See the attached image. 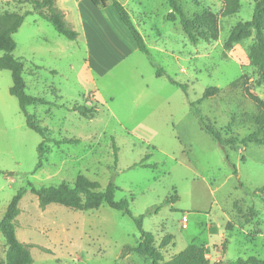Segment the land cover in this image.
Masks as SVG:
<instances>
[{
  "label": "rangeland",
  "instance_id": "1",
  "mask_svg": "<svg viewBox=\"0 0 264 264\" xmlns=\"http://www.w3.org/2000/svg\"><path fill=\"white\" fill-rule=\"evenodd\" d=\"M120 1L149 54L137 48L110 0L105 7L58 0L72 15L81 12L93 28L75 24V39L36 12L13 33L12 54L23 63L25 91L44 99L27 110L48 130L49 140L35 169L42 137L26 126L9 93L11 73L0 69V219L24 187L15 235L32 245L33 264H150L133 251L122 255L140 236L128 215L105 203L89 210L56 203L41 208L29 190L30 185L73 184L82 174L102 188L110 181L118 186L115 199L127 198L131 213L143 215L142 228L156 243L166 233L173 236L162 249L165 259L189 243L202 246L215 263L263 258L264 191L248 190L264 185V145L237 142L223 149L201 128L190 105L206 88L218 87L195 105L201 114L224 136L243 137L255 129L250 116L260 109L242 84L264 100V86L255 83L249 59L254 36L224 46L231 27L251 18L255 0H240V9L226 16L222 0H178L187 14L209 8L218 15V38L197 43L188 40L178 20L166 19V0ZM26 9L32 7L24 1L0 0V12ZM152 64L185 85V92L155 76ZM242 75L245 81L230 85ZM79 105L94 108V116H82L74 109ZM139 161L156 165H133ZM5 250L0 233V264Z\"/></svg>",
  "mask_w": 264,
  "mask_h": 264
},
{
  "label": "trees",
  "instance_id": "2",
  "mask_svg": "<svg viewBox=\"0 0 264 264\" xmlns=\"http://www.w3.org/2000/svg\"><path fill=\"white\" fill-rule=\"evenodd\" d=\"M21 1L29 3L32 9H26L23 12L9 10L0 12V69H7L11 73L12 85L9 88V93L16 97L19 109L25 118L26 126L42 137L37 147L39 157V161L35 167L37 169L41 163V157L45 152L46 147L44 144L49 140V133L45 127L39 124L35 115L27 110V106L35 103H44V99L28 94L25 91L24 67L22 61L12 54V51L16 47L12 35L21 25L25 16L31 12H36L40 17L49 21L58 33L68 39H75L78 36V32L65 20L64 14L57 8L55 0ZM91 2L96 7H105L107 5V0H91ZM110 2L119 20L133 37L137 48L145 54H149L144 39L133 24L125 6L120 0H110ZM166 3L169 7L166 19L169 21L178 20L181 29L189 41L197 43L200 39L216 40L218 38V15L214 11L204 8L199 12L187 14L178 0H166ZM222 3L223 9L221 14L224 16L237 12L241 7L240 0H222ZM252 34L254 41L250 45V64L256 69L257 78L255 83L264 86V0L254 1L252 15L249 20H240L231 27L224 46L225 48H231L234 43L248 38ZM152 65L155 68V76H165L171 83L179 85L185 92V85L172 79L161 67L156 64ZM242 77L245 81L246 76L242 75L232 81L230 85L234 86L238 84L241 82ZM242 84L248 97L260 109L258 114L250 116V121L255 125V129L243 137L232 135L229 132H227V136H224L201 114L199 108L195 106L203 99L217 93L219 91L218 87L212 86L206 88L198 101L190 103L201 128L223 149L226 147L233 148L237 142L242 144L254 142L258 145H264V100L253 91H250L246 82ZM74 109L87 118H92L96 111L94 108L80 105L75 106ZM65 140L76 141L75 139ZM113 155L116 162L117 147L115 144H113ZM133 165L155 167L156 164L139 161ZM117 189H119L118 186L112 181L102 188L98 181L91 180L82 174L76 176L73 184L61 182L58 185L41 186L39 188H35L33 185L29 186V190L37 196L38 204L41 208H44L48 204L56 203L75 210H89L97 209L101 204L105 203L110 208L119 210L131 217L140 233L139 242L131 247L125 246L122 255H125L127 251H133L141 256L148 257L150 264H223L220 261L216 263L211 262L206 257L203 247L195 243L187 244L182 250L165 259L162 249L171 243L173 236L166 233L156 243L154 235L142 228L143 215L134 216L131 213L127 198L115 199ZM25 191L24 187L18 189L9 201L0 219V233L4 237L6 245L5 264H33V258L29 250V247L32 245L19 241L15 235L16 217L20 211L18 203ZM262 191H264V185L255 188L253 191L248 190V193L256 195L257 192ZM250 211L253 212L251 208ZM228 264H264V257L259 258L253 255L246 258L239 257L236 260L228 261Z\"/></svg>",
  "mask_w": 264,
  "mask_h": 264
},
{
  "label": "crops",
  "instance_id": "3",
  "mask_svg": "<svg viewBox=\"0 0 264 264\" xmlns=\"http://www.w3.org/2000/svg\"><path fill=\"white\" fill-rule=\"evenodd\" d=\"M64 1L65 0H61V2H64ZM89 1L93 5L91 0H89ZM55 4H56L57 8H59L63 12L65 20L70 24V26L73 29H75L74 28L76 26L75 24H80L81 26H83V28H86L87 25H89V23L86 24L85 21L83 20L81 12H79L78 14L75 13L74 15H72L71 10L69 8H67V7L62 8L58 5V0H55ZM74 5L76 7L80 6V0H74ZM93 6L96 7L95 5H93ZM92 9H94V8L92 7ZM78 11H79V8H78ZM67 17H69V18H67ZM72 18H74V20ZM89 29H93V28L89 25Z\"/></svg>",
  "mask_w": 264,
  "mask_h": 264
},
{
  "label": "built area",
  "instance_id": "4",
  "mask_svg": "<svg viewBox=\"0 0 264 264\" xmlns=\"http://www.w3.org/2000/svg\"><path fill=\"white\" fill-rule=\"evenodd\" d=\"M181 221H182V225L185 226L186 225V217L182 216Z\"/></svg>",
  "mask_w": 264,
  "mask_h": 264
}]
</instances>
